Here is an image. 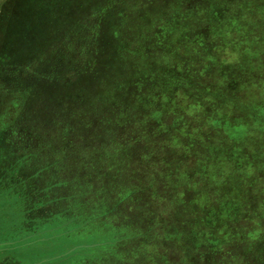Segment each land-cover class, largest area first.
<instances>
[{
	"label": "rangeland",
	"instance_id": "rangeland-1",
	"mask_svg": "<svg viewBox=\"0 0 264 264\" xmlns=\"http://www.w3.org/2000/svg\"><path fill=\"white\" fill-rule=\"evenodd\" d=\"M0 264H264V0H0Z\"/></svg>",
	"mask_w": 264,
	"mask_h": 264
},
{
	"label": "trees",
	"instance_id": "trees-1",
	"mask_svg": "<svg viewBox=\"0 0 264 264\" xmlns=\"http://www.w3.org/2000/svg\"><path fill=\"white\" fill-rule=\"evenodd\" d=\"M228 85H230L229 83H228ZM234 85V84H233ZM233 85H230L229 87H234ZM232 99H236V95L235 96H233V97H231ZM247 110H249V109H247ZM249 115V114H248ZM247 116V115H246ZM246 116H244V117H246ZM243 117V118H244ZM238 119V117L235 119V120H237ZM224 122V124H226V125H224V127H227V128H230L233 124H231V118H230V116H228L227 114L226 115H224V113H220L219 115H218V117L216 118V120H215V122H213V124H214V126H216V127H218L217 125H219L218 123H220V122ZM244 133H245V131H244ZM243 133V134H244ZM240 134V133H239ZM242 135V134H241Z\"/></svg>",
	"mask_w": 264,
	"mask_h": 264
}]
</instances>
